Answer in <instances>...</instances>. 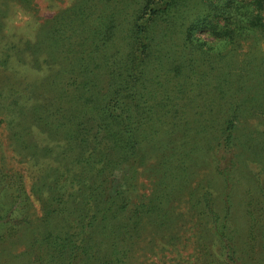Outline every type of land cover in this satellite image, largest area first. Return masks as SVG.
I'll use <instances>...</instances> for the list:
<instances>
[{
  "label": "trees",
  "instance_id": "obj_1",
  "mask_svg": "<svg viewBox=\"0 0 264 264\" xmlns=\"http://www.w3.org/2000/svg\"><path fill=\"white\" fill-rule=\"evenodd\" d=\"M71 14L53 23L46 60L38 48L29 54L30 67L52 70L33 87L39 105L30 109V125L54 144L50 149L58 146L31 190L41 195L44 232L41 240L32 237L29 259L133 264L157 247L166 249L160 241L176 246L182 231L176 208L167 206L182 201L176 198L191 184L189 164L196 165L208 148L210 180L190 188L188 201L195 202L196 233L212 231L223 251L215 256L214 247L204 244L209 263L229 264L233 240L218 201H230L227 183L235 165L229 156L240 140L242 118L264 111L216 103L227 94L224 71L235 69L227 61L243 43L254 47L264 40V0H83ZM251 52L245 66L259 74L264 54ZM13 78L9 92L14 83L23 84ZM40 85L53 91L52 98L39 101ZM214 106L222 126L212 125ZM188 140L192 146L181 151ZM149 145L161 151L152 166L154 190L130 207L129 195L141 187L142 169L147 170ZM213 176L224 181L220 194L209 190ZM2 199L0 190V244L19 233L21 224L26 227V220H17L15 203Z\"/></svg>",
  "mask_w": 264,
  "mask_h": 264
},
{
  "label": "rangeland",
  "instance_id": "obj_2",
  "mask_svg": "<svg viewBox=\"0 0 264 264\" xmlns=\"http://www.w3.org/2000/svg\"><path fill=\"white\" fill-rule=\"evenodd\" d=\"M81 1L83 0H0V120H4L0 127V190L3 202L15 203L11 205L16 210L17 220H26V227L21 224L19 233L0 244V264H33L32 258L29 259L31 251L33 252L31 239L38 237L41 240L44 229L41 223V195L32 194L31 190L58 152V146L50 149L54 144H49L50 141L39 131L37 125H30V109L39 105L36 103L38 92L34 94L37 90L33 87L48 78L52 70H47L46 66H43V71L30 67L29 54L38 48L43 53L40 60H46L44 52L47 45L51 44L48 42V34L54 27L53 23L61 19V15L66 19L72 17L71 11ZM250 43H243L236 51V57L230 58L225 64L230 65L229 69L232 66L235 69H231L233 72L224 71L229 74L226 84L228 90L221 102L217 100L216 105L238 104L264 111V71L261 69L258 74L252 70L251 74L245 66L252 49L260 50L257 52L260 55L264 54V40L254 47ZM14 76L20 78L23 84L21 86L14 83L9 92L7 88L15 80ZM45 87L40 85V102L43 98H52L53 91L47 92L49 87L44 91ZM200 102L207 103L205 99ZM217 108L214 106L213 111L216 112ZM213 118V126L224 124L220 112H216ZM219 129L220 127H216V130ZM239 129L237 134L240 140L229 156L235 165L227 183L230 201L223 204L222 201L227 200L224 197H220L218 201L219 206L222 204L225 207L223 213L228 214V228L233 240V255L230 253L232 259L229 264H264V114L246 113ZM214 137L216 133L209 135L206 144L212 146L210 142ZM187 143L181 151L189 149L193 140H188ZM146 151L149 157L147 170L145 172L142 169L144 174L141 187L129 195L130 207L141 202L142 194H150L154 190L155 177L152 170L154 172L153 167L160 161L161 151L158 148L154 151L152 145ZM212 155V151L206 148L204 153L197 155L196 165L189 164L190 186L182 196L176 198H181L182 201L173 200L167 206L171 210L172 206L176 208L178 228L182 231L178 244L169 246L165 245L166 239L157 241L167 248L157 247L144 256L140 254L141 257L136 258L133 264H210L209 249H202L204 244L206 247H214L212 251L215 256L222 254L223 251L216 247L218 241L212 231L201 233L205 239L196 233L194 227L198 216L193 207L195 202L191 204L187 194L199 180H210L214 168ZM210 184L212 187L209 190L215 194H220L224 188L221 177L213 176ZM193 234L197 236H192Z\"/></svg>",
  "mask_w": 264,
  "mask_h": 264
}]
</instances>
